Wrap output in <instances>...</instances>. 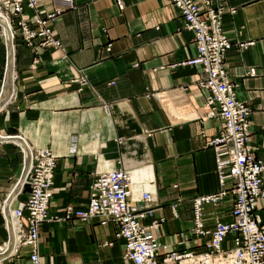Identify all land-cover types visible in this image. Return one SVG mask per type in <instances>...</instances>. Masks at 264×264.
Listing matches in <instances>:
<instances>
[{"label": "crops", "instance_id": "crops-1", "mask_svg": "<svg viewBox=\"0 0 264 264\" xmlns=\"http://www.w3.org/2000/svg\"><path fill=\"white\" fill-rule=\"evenodd\" d=\"M120 2L35 0L32 9L9 15L13 32L0 20V204L12 188L8 207L18 204L19 144L55 155L48 218L37 228L42 264H122L113 220L56 218L64 205L85 203L96 172L118 166L129 171L132 198L141 190L153 198V216L163 218L157 238L167 249L200 251L209 237L189 230L192 197L219 188L207 143L219 119L204 103L201 66L184 62L195 53L193 31L182 27L169 0ZM223 6L229 45L222 65L235 97L250 107L252 154L264 162V0H223ZM49 11L59 45L41 46L36 35L28 42L18 20L35 29L36 18ZM232 198L227 190L216 203L202 204L205 228L230 218ZM256 205L264 216V197ZM180 233L187 237L176 243ZM5 237L0 213V242ZM28 251L21 245L10 264H27Z\"/></svg>", "mask_w": 264, "mask_h": 264}, {"label": "built area", "instance_id": "built-area-1", "mask_svg": "<svg viewBox=\"0 0 264 264\" xmlns=\"http://www.w3.org/2000/svg\"><path fill=\"white\" fill-rule=\"evenodd\" d=\"M116 1L120 6V0ZM169 1L181 16L182 27L193 31L195 53L184 62L201 66L203 76L198 83L206 92L204 103L209 108V114L219 119L217 133L207 141L213 147L219 188L192 197L193 216L189 230L197 236L209 234L204 241V249H167L165 244L160 243L156 229L163 218L153 216V198L144 190L140 191L138 198H132L129 171L119 166L96 172L89 184L85 203L64 205L63 214L56 218L75 216L82 221L93 218L113 220L116 224L114 237L123 242L122 264H264V216L260 215L256 205L257 199L264 197V162L252 154L249 142L250 107L235 97V83L222 65L229 45V38L221 28L223 0H201V3L197 0ZM34 3L35 0H0V10L12 32L9 15H19L24 7L32 9ZM54 13L49 11L44 17L36 18L35 29L19 19L23 37L29 42V38L40 36L39 45L58 46L59 40L53 36L48 23ZM3 44L6 48L4 40ZM105 49H109V43ZM246 72L254 73V67H248ZM25 144L27 150L19 144L22 166L14 184L19 182L14 193L18 204L12 207V214L17 218V242L7 250L10 234L6 221H3L6 237L0 244V264L3 261L10 264L21 244L29 245L27 264H42L36 249L37 228L48 218L55 155L48 147ZM226 183L228 187H224ZM227 190L233 196L230 218H217L210 229L205 228L202 204L216 203ZM7 197L8 194L0 205L3 216ZM227 235L229 242H226ZM186 237V234L180 233L176 243H182Z\"/></svg>", "mask_w": 264, "mask_h": 264}, {"label": "bare ground", "instance_id": "bare-ground-1", "mask_svg": "<svg viewBox=\"0 0 264 264\" xmlns=\"http://www.w3.org/2000/svg\"><path fill=\"white\" fill-rule=\"evenodd\" d=\"M0 15L2 16V17H0V20H4L6 22V24L9 25L6 16L2 13L1 10H0ZM3 38H4V41L6 43V50H7L6 65H7L8 56H9V49H8V43L6 42L5 37H3ZM11 45H12V43H11ZM24 149L27 150L26 149V144H25ZM26 159H27V155L25 156V160ZM12 192H11V194H12ZM11 194H10V196H11ZM10 196L7 197L6 202H5V205H4L5 216L2 215L4 221H6V226L8 228L9 234H10V240H9V243H8V246H7V250L10 249L11 247H13V243L15 245L16 242H17L16 233H15L16 232V227H17V218L12 214V207H8V201H9ZM14 200L16 201V198L15 197H14ZM1 255L2 254H0V256Z\"/></svg>", "mask_w": 264, "mask_h": 264}, {"label": "rangeland", "instance_id": "rangeland-1", "mask_svg": "<svg viewBox=\"0 0 264 264\" xmlns=\"http://www.w3.org/2000/svg\"><path fill=\"white\" fill-rule=\"evenodd\" d=\"M0 17H2V16L0 15ZM1 21L4 23L5 27H7L9 31H11L10 28H9V25L6 24V22H5L4 20H1ZM1 31H2V34L5 36V31H4L3 29H2ZM0 36H1V32H0ZM19 148H20V147H19ZM20 155H21V151H20ZM20 157H21V156H20ZM21 165H22V163H21ZM20 174H21V170H20V173H19L18 177L16 178V180L19 178ZM16 180H15V182H16ZM15 182H14L13 184H15ZM17 183H18V182H17ZM17 183H16V185H17ZM9 191H10V190H9ZM9 191H8V192H9ZM12 191H13V188H12V190L9 192L8 196H10V194H11ZM6 196H7V194H6ZM6 196H5V197H6ZM5 197H4V198H5ZM4 198H3V199H4ZM3 199H2V200H3ZM1 202H2V201H1ZM0 205H1V204H0ZM0 213H1V212H0ZM1 216H2V215H1ZM3 221H4V219H3V216H2V222H3ZM3 225H4V223H3ZM5 232H6V231H5ZM2 241H3V240H2ZM2 241H1V242H2ZM1 242H0V244H1ZM21 245H22V244H21ZM21 245H20V246H21ZM20 246H19V247H20ZM19 247H18V248H19ZM17 250H18V249H17ZM16 253H17V251H16ZM16 253H15V254H16Z\"/></svg>", "mask_w": 264, "mask_h": 264}, {"label": "water", "instance_id": "water-1", "mask_svg": "<svg viewBox=\"0 0 264 264\" xmlns=\"http://www.w3.org/2000/svg\"><path fill=\"white\" fill-rule=\"evenodd\" d=\"M6 56H7V50H6ZM5 64H6V62H5ZM4 74H5V72H4ZM2 84H3V83H2ZM2 84H1V87H2ZM1 87H0V89H1ZM15 137L21 138V137L18 136V135H15Z\"/></svg>", "mask_w": 264, "mask_h": 264}]
</instances>
